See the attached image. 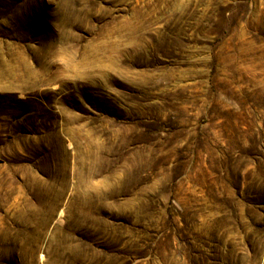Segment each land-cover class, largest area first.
<instances>
[{
    "label": "rangeland",
    "instance_id": "1",
    "mask_svg": "<svg viewBox=\"0 0 264 264\" xmlns=\"http://www.w3.org/2000/svg\"><path fill=\"white\" fill-rule=\"evenodd\" d=\"M0 264H264V0H0Z\"/></svg>",
    "mask_w": 264,
    "mask_h": 264
}]
</instances>
